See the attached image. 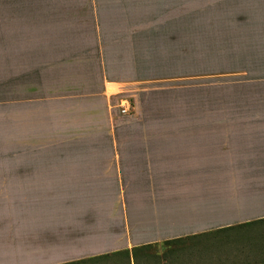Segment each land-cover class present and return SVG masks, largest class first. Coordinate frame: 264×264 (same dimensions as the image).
<instances>
[{"label": "crops", "instance_id": "0c3cea01", "mask_svg": "<svg viewBox=\"0 0 264 264\" xmlns=\"http://www.w3.org/2000/svg\"><path fill=\"white\" fill-rule=\"evenodd\" d=\"M234 11L233 38L242 42L243 60L241 72L229 76L245 77V110L228 114L238 121L227 130L233 145L221 142L224 133L214 128L158 133L180 137L176 144L113 142L105 101L107 89L120 84L108 78L99 34L86 63L96 76L84 83L90 94L83 96H75L82 89L71 70V96L29 99L27 51L14 49L0 81V264H75L102 256L79 264H126L113 256L122 251L133 264L131 249L149 245L154 250L138 253L136 264H156L161 254L157 264H264V222L245 225L264 220V0H236ZM69 53L71 60L78 56ZM45 67L48 79L57 77ZM54 121L67 122L63 135L70 139L47 149L29 144V135L41 137L45 123ZM45 150L71 151L74 194L53 200L36 187L31 195L29 183L43 180ZM225 228L233 229L209 234ZM198 235L194 243L161 247Z\"/></svg>", "mask_w": 264, "mask_h": 264}, {"label": "rangeland", "instance_id": "374dc122", "mask_svg": "<svg viewBox=\"0 0 264 264\" xmlns=\"http://www.w3.org/2000/svg\"><path fill=\"white\" fill-rule=\"evenodd\" d=\"M235 1L0 0V81L4 60L14 58V49L22 45L28 55L29 99L71 96L73 71L82 89L75 96L88 95L90 86L83 89L84 83L90 85L96 73H89L87 51L98 44L99 34L108 78L120 84L107 89L105 101L113 142L144 145L170 139L176 144L180 137L158 133L214 128L224 133L221 142L233 145L236 138L227 130L238 121L228 114L245 110V77L229 76L241 72L243 60L238 53L242 42L233 38ZM60 50L65 52L52 55ZM71 50L78 55L72 60L71 53L65 55ZM44 63L55 68L56 78L48 79L52 74ZM45 76L44 86L38 87ZM124 102L128 109L121 112ZM32 116L29 113L30 129L36 126ZM66 124L45 123L43 135H29V144L43 143L47 149L66 142L71 138L63 135L69 131L64 130ZM43 161V180L29 183L31 195H36V187L41 195H55L53 200L74 194L71 151L45 150Z\"/></svg>", "mask_w": 264, "mask_h": 264}, {"label": "trees", "instance_id": "16d2710c", "mask_svg": "<svg viewBox=\"0 0 264 264\" xmlns=\"http://www.w3.org/2000/svg\"><path fill=\"white\" fill-rule=\"evenodd\" d=\"M264 222V220H258V221H254L245 225H254V224H260ZM233 228H225V229H221L219 231L213 232V233H209V234H219V233H223V232H227L229 230H231ZM207 235V234H204ZM202 235H198V236H190V237H186V238H180V239H175V240H170V241H165L162 243L161 247H175L178 245H182L186 242H193L196 241L195 239L197 237H200ZM151 248H153L152 246H143V247H139V248H133L130 251V257L133 261V264H136V255H140V257H146L147 256V251L151 250ZM154 250V248H153ZM113 256H120L122 258V260L124 259L126 264H129L128 260H129V252L128 251H122V252H118V253H114ZM155 257V263L157 264L159 262V260H162L164 258V254H161V256H154ZM103 258H107V256H102V257H95V258H91V259H87L84 261H80L77 262L75 264H79V263H95L97 261H100Z\"/></svg>", "mask_w": 264, "mask_h": 264}, {"label": "built area", "instance_id": "2783aa9c", "mask_svg": "<svg viewBox=\"0 0 264 264\" xmlns=\"http://www.w3.org/2000/svg\"><path fill=\"white\" fill-rule=\"evenodd\" d=\"M124 109H122L121 112H125L128 109V103L124 102V104L121 105Z\"/></svg>", "mask_w": 264, "mask_h": 264}]
</instances>
